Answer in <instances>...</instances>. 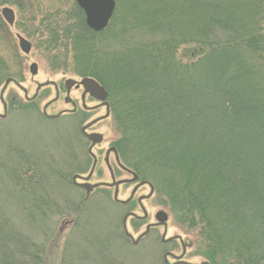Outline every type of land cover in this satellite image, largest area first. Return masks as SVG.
<instances>
[{
  "label": "trees",
  "instance_id": "obj_1",
  "mask_svg": "<svg viewBox=\"0 0 264 264\" xmlns=\"http://www.w3.org/2000/svg\"><path fill=\"white\" fill-rule=\"evenodd\" d=\"M77 10L75 73L108 93L119 163L199 229L208 264H264V0H116L101 32ZM0 264H46L1 212Z\"/></svg>",
  "mask_w": 264,
  "mask_h": 264
},
{
  "label": "rangeland",
  "instance_id": "obj_2",
  "mask_svg": "<svg viewBox=\"0 0 264 264\" xmlns=\"http://www.w3.org/2000/svg\"><path fill=\"white\" fill-rule=\"evenodd\" d=\"M3 7L13 12L14 24L0 15V212L45 245L46 264H208L199 229L182 223L162 196L132 182L116 163L109 149L119 134L111 114L100 118L104 109L87 96L81 104L80 87L66 94V83L81 79L68 43L82 27L72 0H0ZM17 36L29 42L28 54ZM66 97L77 105L74 114ZM85 125L87 134L101 136L99 143L80 134ZM73 175H90L88 183L97 186L76 188Z\"/></svg>",
  "mask_w": 264,
  "mask_h": 264
},
{
  "label": "water",
  "instance_id": "obj_3",
  "mask_svg": "<svg viewBox=\"0 0 264 264\" xmlns=\"http://www.w3.org/2000/svg\"><path fill=\"white\" fill-rule=\"evenodd\" d=\"M74 1L78 6V8L84 14L85 25L87 26V28L95 32H100L108 26L115 8V2L113 0H74ZM101 10H102V14H101ZM2 14L5 17V19L9 23H11L10 18L12 17V13L9 10L4 9L2 10ZM18 46L23 54L29 53L30 51L29 43L20 37H18ZM30 69L32 72H35V65H32ZM5 83H8V81H6ZM73 84H74L73 82L66 83L67 92L69 90L70 85ZM80 85L84 89L83 96L84 94H88L94 100L102 103V105L104 106L106 105L105 100L107 97V93L96 81H94L91 78H83L80 82ZM68 100L69 99L67 98L66 101ZM87 139L90 141L92 145L99 143L101 141V137L96 134L88 135ZM76 178L77 176L72 177V181L75 182ZM135 179L136 178L134 177L133 180ZM80 186L86 189L87 191L93 188V186H90L88 184H84ZM114 198H116V192L114 194ZM157 220L159 223H163L164 216L161 214L157 215ZM123 226H124V222H123Z\"/></svg>",
  "mask_w": 264,
  "mask_h": 264
},
{
  "label": "flooded vegetation",
  "instance_id": "obj_4",
  "mask_svg": "<svg viewBox=\"0 0 264 264\" xmlns=\"http://www.w3.org/2000/svg\"><path fill=\"white\" fill-rule=\"evenodd\" d=\"M73 2V1H72ZM4 9H7V10H9L11 13H12V17L10 18V22L11 23H9L6 19H5V17L3 16V14H2V10H4ZM0 15H1V17H2V19L6 22V24H7V26H9V27H11V26H13V24H14V16H13V12L9 9V8H7V7H3L1 10H0ZM9 19V18H8ZM70 36H71V34H70ZM69 36V37H70ZM73 87H77L76 85L75 86H73ZM81 99V98H80ZM84 99H85V97H84ZM73 104H75V106H77L76 105V103L75 102H73ZM73 104L71 103V105H72V109H73ZM97 105H101V104H99V102H97ZM76 108V107H75ZM100 108H103L104 109V112L106 113V110H105V108L104 107H101L100 106ZM71 112H72V110H71ZM75 112V111H74ZM74 112H72L73 114H74ZM72 114V115H73ZM105 115V114H104ZM103 117V116H102ZM102 117H100V118H102ZM81 129V128H80ZM87 130V129H86ZM86 130H85V133H86ZM80 134L86 139V141H87V138H86V135L84 134V133H82L81 131H80ZM87 134V133H86ZM89 134H90V132H89ZM88 144H89V142H88ZM89 151V150H88ZM113 154V153H112ZM88 155H89V157L92 159V161H93V156L88 152ZM114 155V154H113ZM114 159L116 160V157H115V155H114ZM126 173H128V174H130L129 172H127V171H125ZM131 175V174H130ZM91 178V177H90ZM90 180V179H89ZM89 180H88V182H89ZM78 181H80V182H82V183H85V181H84V178L83 177H80L79 179H78ZM149 229H150V227H149ZM140 240L141 239H139V241L138 242H140Z\"/></svg>",
  "mask_w": 264,
  "mask_h": 264
},
{
  "label": "snow or ice",
  "instance_id": "obj_5",
  "mask_svg": "<svg viewBox=\"0 0 264 264\" xmlns=\"http://www.w3.org/2000/svg\"><path fill=\"white\" fill-rule=\"evenodd\" d=\"M101 14H102V10H101Z\"/></svg>",
  "mask_w": 264,
  "mask_h": 264
}]
</instances>
